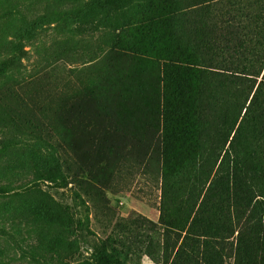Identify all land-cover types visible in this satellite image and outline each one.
<instances>
[{
	"label": "rangeland",
	"instance_id": "1",
	"mask_svg": "<svg viewBox=\"0 0 264 264\" xmlns=\"http://www.w3.org/2000/svg\"><path fill=\"white\" fill-rule=\"evenodd\" d=\"M88 1L81 0V3ZM234 1L131 0L116 15L112 12L107 15L109 19L119 18L117 28L111 25L86 32L68 15L54 20V13L65 12L66 8L56 9L51 5L46 9L50 0H39L29 10L30 19L55 11L50 23L40 25L33 39L24 44L28 53L22 60L23 70L0 78V87H12L15 81L32 78L33 81L21 88V94L28 103H44L49 111L45 114V140L55 145L42 151L40 158L45 168L53 167L60 159L61 175L55 182L34 183L30 160L28 163V157L38 154L34 141L9 135L0 127V229L7 233L0 232V264H42L43 260L48 264H99L102 255L115 264H237L238 251L242 252L239 245L251 254L253 264H264L262 217L253 209L254 200L249 204L248 200H242V206H231L229 215L236 229L233 235L209 234L205 227L222 229L226 217L225 205L218 200L216 188L209 193L213 198L206 206L209 212L204 211L189 228L195 217V200L189 188H203L200 204L209 187L206 183L209 169L204 164L209 148L202 161L193 153V167L189 176H185L189 180L185 190L188 203L181 200L179 204L191 212L185 215L182 208L181 212L171 211L170 203H166L161 217L163 179L160 172L155 165L144 171L129 143L144 141L151 129L163 130L161 116L158 119L151 114L153 101L159 103V110L166 103L162 110L181 121V133H185L184 124L197 120L200 109L207 111L206 102L203 105L200 102L201 88L191 87L181 97L175 95L183 81V71L167 68L158 47L177 45L185 56H192L193 41L208 42L211 34L207 27L222 10L228 12ZM165 6L170 15L165 27L142 34L131 25L140 21L142 15ZM91 11L101 12L96 6ZM192 13L201 15L202 32L185 25L186 17ZM57 55L60 56L56 62L48 67L44 65V58ZM175 79L178 84L173 82ZM91 90L96 95L84 103L90 109V119L67 120L65 109L72 100ZM106 117H116L123 133L115 132L113 126L105 123ZM166 123L171 128V122ZM238 124L227 143H223L224 149ZM201 127L205 135L202 138L194 135L195 141L199 139L206 147L214 138L217 141L215 119L209 124L202 123ZM210 127L211 131L206 134ZM229 131L230 125H227L224 135ZM225 140L224 137L220 142ZM239 140L243 141V137ZM116 144L124 150L120 158L115 150L108 148L109 145L118 147ZM220 160L221 157L209 181L214 178ZM31 185L69 205L70 217L66 220L18 219L17 211L28 198L15 195ZM237 186L240 201L245 188L240 182ZM260 193L264 194V190Z\"/></svg>",
	"mask_w": 264,
	"mask_h": 264
},
{
	"label": "trees",
	"instance_id": "2",
	"mask_svg": "<svg viewBox=\"0 0 264 264\" xmlns=\"http://www.w3.org/2000/svg\"><path fill=\"white\" fill-rule=\"evenodd\" d=\"M38 1L27 0L25 3L23 0H0L1 79L13 71L20 74L24 68L22 60L28 53L24 44L33 39L36 30L41 27L40 25L45 22L50 23L49 19L55 10L51 15H40L33 19L28 17L29 10ZM50 1L51 3L47 5L46 9L52 6L56 9L66 8L65 12H55L54 20L68 15L70 20L78 24L84 32L95 31L100 27H110L111 25L117 28L119 18L109 19L107 15L110 12L116 15L119 10L127 8L131 2V0H89L83 3L81 0ZM92 6H96L101 12L92 13ZM165 8L166 6L154 13L144 14L140 21H135L131 25L142 34H150L165 27L170 20V15L166 13ZM229 9L226 13H223L222 10L221 14L214 16L212 24L207 27L208 33L211 34V39L208 42L193 41L192 56H185L177 45L168 46L165 44L158 47L161 59L167 68L183 71V81L179 83V89L176 90L175 95L181 97L191 87L201 88L200 102L202 105L203 102H206L207 111L203 108L198 112L197 109V120L193 123L189 122V125L184 124L185 133H181L182 131H179V126L182 125L181 121L171 118L169 114L163 112L162 109L166 103H164L165 105L162 103V108L160 107L161 110H159V103L153 101L150 107L151 114L158 119L161 116L163 130L154 129L153 131L151 129L147 131L144 141H129L130 148L136 151L135 160L138 165H142L144 171L149 170L148 167L151 165H155L154 167L160 172L163 179L161 217L164 216L162 214L166 210V203H170L171 211L181 212L180 208H182L185 215L191 212L186 209L187 206L183 207L179 202L182 200L183 203H188L185 190L189 183L186 178L191 172L190 167H193L192 155L194 153L196 158L202 161L206 149L211 150L204 160L205 167L209 169L206 178L209 187L207 193L200 200V204L199 198L203 188L195 186L189 188V192L195 200L193 205L195 217L189 228L204 211L209 212L206 206L213 202L209 193L217 188V198L219 197L218 200L225 205L226 217L222 222L223 227L222 229L218 227L213 229L210 225L205 227L206 233L217 235L234 234L236 229L229 213L232 205L242 206V200H248V204L255 201L253 209L262 217L264 232V194L260 193L261 190H264V0H235L230 3ZM201 18V15L196 16L192 13L186 17L185 25L189 29L202 32ZM58 56L60 55L55 58L49 57L50 59L44 58V65L50 66L56 62ZM31 81H33L32 78L18 80L12 87L1 85L0 127L8 131L9 135L34 141L38 154L28 157V163L30 160V168L34 174V183L38 181L55 182L60 179L61 175L60 159L56 160L53 167L45 168L40 158L42 151L55 148L54 144H49L50 142L45 140V114L49 111L43 102L28 103V100L21 94V88ZM173 82L178 84L176 79ZM93 95H96L94 90L84 91L82 96L73 99L65 109L66 119L73 120L84 117L90 119V109L84 106V103L90 100ZM211 110L212 113H210ZM201 113L204 115L201 116ZM212 118L216 122L217 141L214 138L211 145L206 147L205 143L199 139L195 141L194 135L202 138L206 131L202 129L201 125L202 123L209 124ZM103 121L113 126L115 132L123 133L116 117H106ZM166 122H171V128ZM237 122L239 124L235 134L227 149H224L223 143H227ZM227 125H230V131L225 136L224 131ZM211 128L206 134H209ZM180 133L181 135L178 136ZM224 137L226 140L220 142ZM240 137H243V141L239 140ZM236 143H238L237 148L235 147ZM116 145L118 147L114 148L109 145L108 148L115 150L120 158L124 150L118 149L119 145ZM108 148L105 146L104 150L107 151ZM220 157V164L214 173V178L212 177L213 179L209 181ZM238 182L245 188L244 196L240 201L238 192L236 193ZM20 193L22 194L19 195ZM20 193L15 196L28 198L27 202L22 204L17 211L18 219L22 221L28 220L30 217L58 220H66L70 217L69 205L56 201L48 192L34 189V186L31 185L30 187L26 186ZM30 196L35 197L33 200H29ZM197 204H199L198 208L194 210ZM17 215L15 214L16 219ZM168 228L166 226V229ZM0 232L7 234L2 229ZM9 237L19 248L14 237L11 235ZM239 249L242 252L238 251L239 262L237 261V264H253L252 256L246 251V248L239 245ZM178 252L179 250L176 254ZM32 257H36V255H32ZM42 264L48 263L43 260ZM99 264L115 263L107 256L102 255L99 258Z\"/></svg>",
	"mask_w": 264,
	"mask_h": 264
}]
</instances>
